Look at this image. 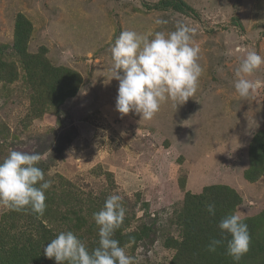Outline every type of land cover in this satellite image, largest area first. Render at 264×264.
Listing matches in <instances>:
<instances>
[{
    "label": "rangeland",
    "instance_id": "1",
    "mask_svg": "<svg viewBox=\"0 0 264 264\" xmlns=\"http://www.w3.org/2000/svg\"><path fill=\"white\" fill-rule=\"evenodd\" d=\"M20 14L33 25L30 56L49 61L51 72L81 77L73 97H51L53 83L30 80L12 49ZM178 24L195 29L201 49L197 92L178 106L166 100L150 120L122 115L111 79L116 38L125 30L167 33ZM249 50L264 55V0H0V63L13 74L0 81V160L12 150L41 155L37 166L52 181L43 216L56 235L71 230L89 247L99 239L93 213L118 194L126 209L121 233L142 236L124 245L135 264H171L177 249L167 245L182 241L188 192L230 186L243 199L235 213L244 222L264 212V176L245 179L250 144L264 131V66L248 77L261 82L251 95L234 88ZM34 216L0 206V232L31 234L26 225ZM244 258L260 262L264 251Z\"/></svg>",
    "mask_w": 264,
    "mask_h": 264
},
{
    "label": "clouds",
    "instance_id": "2",
    "mask_svg": "<svg viewBox=\"0 0 264 264\" xmlns=\"http://www.w3.org/2000/svg\"><path fill=\"white\" fill-rule=\"evenodd\" d=\"M157 24L167 21L157 19ZM195 29L178 24L171 32L158 31L142 35L132 30L122 31L111 47L113 59L111 79L118 81L116 110L122 115L138 114L150 120L168 99L184 104L198 90L203 68L199 63L201 49L194 42ZM151 36V38H150ZM237 51H243L237 49ZM264 66V55L249 50L242 57L235 71L234 88L238 95L246 98L257 87L259 80H251L257 70ZM39 153L12 150L0 160V206L16 212H31L39 218L46 210L45 192L52 181L45 179L38 167ZM122 196L112 194L105 200L103 208L93 213L98 226V246L89 250L73 231H61L43 253L56 264H135L128 254L127 246L114 239L126 215ZM206 211L216 214L215 203H207ZM220 238H212L207 251L216 252L226 241V254L234 264L249 252L251 236L248 225L238 213L226 214L218 225ZM230 236L231 239L227 237Z\"/></svg>",
    "mask_w": 264,
    "mask_h": 264
},
{
    "label": "trees",
    "instance_id": "3",
    "mask_svg": "<svg viewBox=\"0 0 264 264\" xmlns=\"http://www.w3.org/2000/svg\"><path fill=\"white\" fill-rule=\"evenodd\" d=\"M169 4V2H162V5ZM171 4L176 9L185 10L183 2L176 4L172 1ZM32 32V23L20 14L15 24L12 49L16 55L21 57L30 80L32 82L38 80L39 84L44 87L47 83H53L51 97L54 94L56 98L73 97L78 93L81 77L72 70L62 68L52 67L51 72L50 67L47 66H51L49 61H44L39 55L30 56L28 44ZM32 58L36 63L34 68L39 69V72L33 71ZM8 76H13L12 72L5 64L0 63V81ZM249 157L250 169L246 171L245 179L254 183L264 176V131L259 132L253 138L249 148ZM207 203H215V216H211L206 211ZM242 203V197L230 186L211 185L205 187L199 194L188 192L179 216L184 225L182 241L172 239L167 245L177 249V255L171 264H234L232 258L226 254V241L214 253L208 252L206 246L212 238L221 237V230L218 227L220 220L226 214L235 212L237 206ZM46 219L48 215L38 218L35 214L32 222L26 225L33 229L31 234L19 232V236H13L11 239L10 236L7 237L6 234L0 232V264H56L54 259L46 258L43 253L44 246H47L56 236L46 223ZM245 223L248 225L252 239L246 256L253 257L255 253L264 251V212L258 218H249ZM121 232V228L117 229L113 237L120 242L121 246H124L130 237H133L135 241L142 238L140 235L133 234L125 237ZM227 238L231 239L230 236ZM98 241L99 239L94 241L88 247L89 250L97 247ZM239 264H248L247 259L243 257ZM251 264H264V260Z\"/></svg>",
    "mask_w": 264,
    "mask_h": 264
}]
</instances>
